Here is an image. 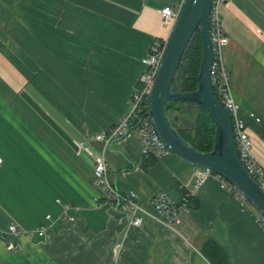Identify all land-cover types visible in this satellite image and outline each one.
<instances>
[{"label": "crops", "instance_id": "crops-1", "mask_svg": "<svg viewBox=\"0 0 264 264\" xmlns=\"http://www.w3.org/2000/svg\"><path fill=\"white\" fill-rule=\"evenodd\" d=\"M182 2L0 0V230L33 233L0 238V264H211L209 238L228 264H264L256 209L173 153L147 157L136 131L107 156L113 183L138 192L143 224L128 227L94 182L85 148L100 150L94 135L130 115L142 58L172 30L160 10ZM221 16L231 89L264 165V0H233ZM159 192L190 199L171 227Z\"/></svg>", "mask_w": 264, "mask_h": 264}, {"label": "built area", "instance_id": "built-area-1", "mask_svg": "<svg viewBox=\"0 0 264 264\" xmlns=\"http://www.w3.org/2000/svg\"><path fill=\"white\" fill-rule=\"evenodd\" d=\"M233 0H213L211 24L212 38L214 47V58L211 69V82L217 97L224 103L231 113L235 136L241 155L248 171L264 187V165L258 159L254 152V140L248 128L247 122L240 114L241 105L235 99L231 85L230 73L224 62V47L229 42V36L225 33L222 23L221 7L231 3ZM163 22L173 27L178 15L179 9L171 6H165L160 10ZM167 41L155 39L151 44L148 54L142 58L145 66L137 87L131 96V113L127 117L118 119L114 125L107 130L96 133L93 141L101 144L100 150L92 147H86L85 151L93 163L94 182L101 187L105 193L106 201L116 210L124 213L128 218V227H139L143 224L144 218L140 215L145 209L139 201V194L135 190L122 192L111 179V166L107 156L108 149L117 140L136 131L139 140L142 143L144 154L147 157L163 159L171 154V150L158 134L152 118L147 114L149 106V94L155 83V77L164 52L167 47ZM3 159L0 156V164ZM208 176H214L222 181V185L229 187L231 191L239 197L243 203L251 204L248 199L228 181L212 172L210 169L199 168V178L204 180ZM189 197L177 201L171 198L165 192L157 193L152 203L155 210L163 219L165 226L172 225L181 221V215L189 209ZM257 211V210H256ZM255 219L264 231V216L256 212ZM46 227L37 229V233L45 235ZM33 233L22 229L15 222H12L5 231L0 230V238H7V235L25 236ZM9 244L16 247L13 243Z\"/></svg>", "mask_w": 264, "mask_h": 264}, {"label": "water", "instance_id": "water-1", "mask_svg": "<svg viewBox=\"0 0 264 264\" xmlns=\"http://www.w3.org/2000/svg\"><path fill=\"white\" fill-rule=\"evenodd\" d=\"M212 4L213 0H183L149 94L147 114L174 155L197 168L212 170L240 191L264 216V187L248 171L236 140L231 113L217 97L211 82L214 58ZM198 33L202 39L198 87L193 91H177L175 81L180 66ZM187 102L202 105L214 122L211 151L199 150L191 144L169 116L170 108L179 109Z\"/></svg>", "mask_w": 264, "mask_h": 264}, {"label": "trees", "instance_id": "trees-1", "mask_svg": "<svg viewBox=\"0 0 264 264\" xmlns=\"http://www.w3.org/2000/svg\"><path fill=\"white\" fill-rule=\"evenodd\" d=\"M202 58L201 34L196 36L180 66L175 90L193 91L198 87V74ZM169 116L185 139L202 151H211L214 145L215 125L207 110L199 104L187 102L179 109H169ZM189 118L188 123L183 120ZM182 122V123H181ZM146 168V161L144 164ZM3 240H7L5 237ZM9 243V242H7ZM202 253L211 264H228L225 252L211 238L206 240Z\"/></svg>", "mask_w": 264, "mask_h": 264}, {"label": "rangeland", "instance_id": "rangeland-1", "mask_svg": "<svg viewBox=\"0 0 264 264\" xmlns=\"http://www.w3.org/2000/svg\"><path fill=\"white\" fill-rule=\"evenodd\" d=\"M230 85H231V81H230ZM188 120H189V118L184 119V120H183V123H184V124H187V123H188ZM181 123H182V122H181ZM16 247H17V246H16ZM16 247H14V248H16Z\"/></svg>", "mask_w": 264, "mask_h": 264}]
</instances>
